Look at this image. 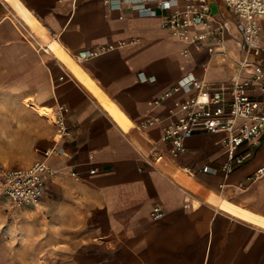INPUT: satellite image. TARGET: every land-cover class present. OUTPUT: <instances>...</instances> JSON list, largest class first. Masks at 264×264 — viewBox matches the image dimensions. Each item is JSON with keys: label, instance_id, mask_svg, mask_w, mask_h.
Here are the masks:
<instances>
[{"label": "crops", "instance_id": "obj_1", "mask_svg": "<svg viewBox=\"0 0 264 264\" xmlns=\"http://www.w3.org/2000/svg\"><path fill=\"white\" fill-rule=\"evenodd\" d=\"M184 2L0 0V163L46 162L54 176L38 204H73L81 239L121 254L122 264H264V174L250 180L264 169V133L236 150L247 157L226 175L219 135L195 133L176 157L161 143L165 122L152 119H164L181 91L150 105L187 76L220 84L243 59L264 66V18L254 57L221 0H206L207 22L188 29L187 41L173 36L164 17ZM105 45L114 49L77 59ZM57 107L68 110L62 139L47 116ZM53 147L63 153L45 157Z\"/></svg>", "mask_w": 264, "mask_h": 264}, {"label": "built area", "instance_id": "obj_2", "mask_svg": "<svg viewBox=\"0 0 264 264\" xmlns=\"http://www.w3.org/2000/svg\"><path fill=\"white\" fill-rule=\"evenodd\" d=\"M221 1L241 21L239 30L244 48L252 56L258 57L262 49L255 43V39L258 33V21L264 18V0ZM157 7L171 10L173 5L163 2ZM142 11L148 15L154 14V11L145 5L142 6ZM208 17L209 7L206 0H185L181 11L171 12L169 16L164 17L163 26L169 29L173 36L187 41L188 29L205 26ZM203 38L198 35L192 39V43H197ZM195 48L197 49V46ZM113 49L112 45L101 46L78 55L77 59L88 60ZM207 52L212 54L211 49ZM236 67L238 72L227 82L209 84L187 76L182 82L150 102L151 106L156 107L179 91L185 95L174 100L173 109L164 119L158 117L152 119V122H165L160 141L169 145V154L172 157L185 152V141L192 135L207 133L221 137L220 144L227 156V163L222 166L226 175L245 161L247 155L236 156V150L244 143L256 144L264 133V66L253 65L247 59H243L236 63ZM248 69H251V73L242 76ZM47 111L55 130V138L67 137L68 110L57 107ZM62 153L61 149L53 147L45 151L44 156L50 157ZM202 170L206 172L207 168ZM263 174L264 169H260L250 180L255 181ZM52 176L54 171L44 161H36L24 168H10L0 163V194L14 206L37 205L44 196L46 181ZM72 176L75 180L78 179L77 175L72 174ZM149 217L152 222H158L163 219L164 213L160 208L155 207Z\"/></svg>", "mask_w": 264, "mask_h": 264}, {"label": "rangeland", "instance_id": "obj_3", "mask_svg": "<svg viewBox=\"0 0 264 264\" xmlns=\"http://www.w3.org/2000/svg\"><path fill=\"white\" fill-rule=\"evenodd\" d=\"M84 232L73 204L14 206L0 194V264H122L121 254L82 240Z\"/></svg>", "mask_w": 264, "mask_h": 264}, {"label": "bare ground", "instance_id": "obj_4", "mask_svg": "<svg viewBox=\"0 0 264 264\" xmlns=\"http://www.w3.org/2000/svg\"><path fill=\"white\" fill-rule=\"evenodd\" d=\"M47 116H48V113H47ZM49 117V116H48ZM184 171V170H183ZM185 172V171H184Z\"/></svg>", "mask_w": 264, "mask_h": 264}]
</instances>
